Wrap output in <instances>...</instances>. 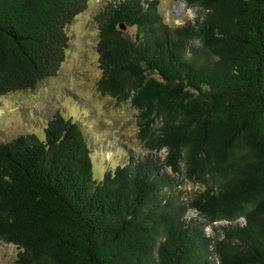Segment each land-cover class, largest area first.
<instances>
[{"label": "trees", "instance_id": "1", "mask_svg": "<svg viewBox=\"0 0 264 264\" xmlns=\"http://www.w3.org/2000/svg\"><path fill=\"white\" fill-rule=\"evenodd\" d=\"M183 1L198 15L173 27L157 0L95 15L97 89L130 102L148 154L95 179L60 113L44 139L0 143V241L17 264H264V0ZM89 2L0 0V98L57 74Z\"/></svg>", "mask_w": 264, "mask_h": 264}, {"label": "rangeland", "instance_id": "2", "mask_svg": "<svg viewBox=\"0 0 264 264\" xmlns=\"http://www.w3.org/2000/svg\"><path fill=\"white\" fill-rule=\"evenodd\" d=\"M109 1L90 0L87 10L68 25L69 47L55 76L41 81L34 90L9 93L0 98V143L31 133L44 139V128L57 113L65 118L73 117L74 122L80 123L92 152L96 153L91 154V159L94 178L98 180L103 179L106 171H114L129 155L148 154L138 139L137 111L130 102L119 103L97 89L102 70L97 53L99 29L95 15ZM157 1L169 26L194 21L198 15V10L183 0ZM182 188L189 197L202 189L199 184L186 181ZM189 217L204 222L195 212H189ZM207 232L211 234L212 229L208 227ZM17 255L14 245L0 241V264H17Z\"/></svg>", "mask_w": 264, "mask_h": 264}, {"label": "water", "instance_id": "3", "mask_svg": "<svg viewBox=\"0 0 264 264\" xmlns=\"http://www.w3.org/2000/svg\"><path fill=\"white\" fill-rule=\"evenodd\" d=\"M121 27H122V28H124V26H123V25H122Z\"/></svg>", "mask_w": 264, "mask_h": 264}]
</instances>
